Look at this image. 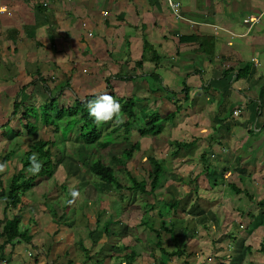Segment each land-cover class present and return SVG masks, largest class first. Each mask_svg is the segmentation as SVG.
Segmentation results:
<instances>
[{"label":"crops","instance_id":"crops-1","mask_svg":"<svg viewBox=\"0 0 264 264\" xmlns=\"http://www.w3.org/2000/svg\"><path fill=\"white\" fill-rule=\"evenodd\" d=\"M168 2L178 5L177 17L169 10ZM1 4L10 15L0 14V158L19 148L14 141L18 137L21 139L19 153L37 139L36 134L25 136L22 128L25 121L17 115L11 118L10 113L15 98L22 107L41 104L30 101L46 96L38 84V76L54 84L69 77V86L76 94L77 79H85L80 73H90L86 81L89 82L88 78L95 79L108 68L111 74L105 76L117 73L135 77L130 82L115 81V89L119 91L114 96L136 98L133 108L136 116L146 110L163 117L178 107L173 118L163 122L157 137H138L134 130L130 132V137L136 134L134 142L139 148L140 143L145 144L138 151L140 155L161 157L165 175L157 190L167 194V200L179 201L175 217L167 213L168 220L165 216L160 219L156 209L144 214L142 206L153 205V202L123 207L122 195L126 193L121 191L118 196H111L104 187L85 200L83 206L80 204V208H76L79 197H75L70 203L71 226L65 227L61 223L63 219L59 224L53 223L48 208L57 210V204H52L54 200L44 202L48 198L46 193L29 190L20 197L18 206L5 210L4 214L0 202V220L19 211L21 229L26 228L30 235L29 243L15 242L3 247L1 254L7 259L3 261L5 264H116L122 255L115 250L118 245L139 244L141 248L143 242L138 237L142 233L150 235L147 240L153 241L152 234L138 226L141 218L154 229L164 220L172 225L174 233L179 229L182 237L184 230H193V237L183 238L181 243L187 253L191 250L186 242L197 243L196 232H204L205 243L212 248V243L221 237L217 234L221 219L229 218L228 213H221L227 205H231L229 211H238L236 224L251 229L253 220L244 213L251 212L257 221L258 211L253 203L263 200L264 196V0H1ZM245 20H251L252 24L244 23ZM142 39L159 57L155 67L148 61L143 62L140 69L133 67L140 58ZM245 65L248 74L236 79V71ZM152 72L159 77V84L149 78ZM182 81L186 92L179 90ZM124 85L128 90L122 89ZM79 89L82 97L88 95L84 94L87 86ZM234 111L236 116L232 115ZM121 139L119 131L114 142L119 143ZM174 141L191 143L173 153L169 144ZM161 151L164 153L159 155ZM143 155L141 158H145ZM17 157L0 164L3 190L13 173L20 170ZM199 161L204 166L201 167ZM194 177L196 182L190 184L188 180ZM227 182L243 189L253 197L252 201L233 194ZM48 187L53 195L50 198H58L54 182H48ZM100 191L110 195L107 202H113L112 205L107 206ZM136 209L140 213L130 214ZM60 210V215L69 216V209ZM191 210H194L193 216L187 215ZM101 212L99 225L110 215L117 222L110 225L114 236L109 240L94 229L96 215ZM259 212L262 218L257 228L262 229L264 239V207ZM241 217L246 220L240 222ZM191 222L199 223L200 228H185ZM207 226L210 235L205 230ZM245 228L242 233L249 234V229ZM233 232L235 241H231L236 243L242 234L239 230ZM222 235L229 239L226 231ZM161 240L164 244L168 237L162 234ZM78 242L88 259L84 260V255L74 249ZM243 251L241 247V258ZM145 259L140 255L132 264H141L140 260ZM224 261L220 262L225 264Z\"/></svg>","mask_w":264,"mask_h":264},{"label":"trees","instance_id":"trees-1","mask_svg":"<svg viewBox=\"0 0 264 264\" xmlns=\"http://www.w3.org/2000/svg\"><path fill=\"white\" fill-rule=\"evenodd\" d=\"M158 60L159 57L153 47L149 45L146 40L142 39L140 58L138 61L134 62L133 67L139 68L145 61L152 63L155 67L159 62ZM248 72V67L245 65L241 70L236 71L235 78L238 79L240 77H245ZM148 76L150 79L156 80L159 84L160 79L156 74L152 72ZM37 78L42 92L46 94V98L40 105L37 107H22L21 103L18 102L16 98L11 103V118H14L17 115L19 119L25 121V124L22 127L24 129L25 136L32 137L38 128H42L45 131L50 132L52 136L61 132L64 133V137L65 135L68 137V135H75L74 131L77 129L78 131L74 139L82 145L83 152L81 153H83V156L81 159L82 162H78V159L75 160L81 167H83V169H85L88 173H91L102 184L108 185L114 192L125 191L126 195L129 197L135 194L155 195L159 183L164 181V178L161 179L162 173L164 172L161 157H159V159L154 158L153 156L145 157L148 166L145 173L143 175L132 174L131 170L127 169L126 164L130 161L132 154L139 151V145L137 142L131 144L128 141V136H130V132L132 130L137 133L138 137L157 136L161 132L162 123L157 125H154V123L159 120L162 122L171 120L175 111L178 110V107L174 106V112L168 113L163 117L159 116L157 113H150L146 111L141 113L139 112L138 116H136L133 109L137 101L136 98L130 95L123 99L115 98L110 85L111 79L117 82H130L131 79L135 78H130V76L126 74L121 76L120 74L115 73L111 76H105L102 79V84L104 85L103 89L106 94L103 96L100 94H88L81 98H77L73 93L68 83L69 77L64 78L61 83L57 84H54V81L50 79L39 78V76ZM47 82L51 84V88L47 86ZM64 89L68 90L73 95L72 100L69 103H66V105L59 99ZM162 89L165 90L166 88L162 87ZM179 90L181 92L187 91L183 81L181 82ZM166 91L171 94L174 93L170 90ZM149 92L151 94L153 93L152 91ZM110 105L114 106V108L106 116L102 117V110ZM38 109H40L39 113ZM110 115H117L118 118L123 116L124 119L122 121L118 120L117 124L108 128L107 131H101L99 129L100 125H105L108 122ZM133 124L135 125V129H132V127L134 128ZM119 131L122 139L119 143H115L114 138L118 135ZM190 143L191 142L184 143L174 141L169 144V147H173V153H177L180 149L189 146ZM90 146H94L96 150H103L105 152H107L111 147L118 151V155H114L113 153L111 154V152L108 153H110V160L120 167L122 179L124 180L123 184L120 182L118 175L114 174V169L109 166L102 165L100 161L90 160L93 152L88 151L86 152L87 155L84 154L83 149L87 150ZM53 147V140L36 139L23 149L21 153L22 158L19 161L20 170L13 173L10 177L6 190H3L0 186V202L3 204V214L5 210L14 209L18 206L20 204V197L27 191L34 188L37 183L52 177L55 167L61 159V154L58 153L55 155L53 161V154L50 151ZM90 148L93 149V147ZM163 153L164 152L161 151L159 155H162ZM11 154L12 152L10 151L0 158V164L9 159ZM24 170H30L33 172L30 173V175L25 176L23 175ZM188 182L190 184L195 183L196 177L189 179ZM83 185H85V183ZM226 186L233 194H241L248 201H252L253 197L245 193L243 189L237 188L234 184L229 182H227ZM178 203L179 201L174 198H170L169 200L156 199L153 205H143L142 207L144 214L148 211L156 209V215L161 219L163 216L167 215V213H169L171 217H175ZM253 205L258 211L255 216L259 218L257 221H254V215L251 212L244 213L246 218L250 221L253 220L250 230L261 225L262 213L259 211L264 207V196L263 200L255 201ZM63 207L65 211L69 209L70 216L72 212L70 202H67ZM48 209L54 221L53 223L59 224L62 215L56 217L55 212L50 208ZM193 211L194 210H191L186 214L193 216ZM100 214H102V212L96 215L94 229L99 230L103 236L109 240V237L114 236L111 234L110 223L113 225L117 222L115 221L114 216L110 215L105 222L99 225ZM21 217L22 216L18 211L10 218H6L4 216L0 220V239L2 240L0 243L1 262L4 260L7 261V259L1 254L5 245L13 244L15 242L25 244L29 243L30 235L28 234V230L26 228H20ZM63 225L65 227H70L71 220L68 225ZM138 226L145 227V229L152 234L153 248L156 249L161 256L166 258L167 261L173 260V262H176L177 264H188L186 259L190 253H187L186 246L177 240V236L175 235L171 224H167L164 220H162L158 228L154 229L151 225H146L145 221L142 222L141 218ZM247 227L245 228L246 230L249 229ZM90 233L91 232L88 231V235H90ZM193 233V230H184L183 238L185 240L190 239L193 237ZM162 234L168 237V243L172 246L171 250H166L162 246ZM228 238L234 240L231 232L228 234ZM74 247L75 250L84 255V260L88 259L86 255L87 252L81 247L79 242L74 244ZM110 247L114 249V245H111ZM243 249L246 252L249 251V247H244ZM115 250H118L122 254L116 264H132L134 259L141 255V253L129 251L128 246H122L121 251L119 250V247ZM126 250H128V252ZM256 252L264 256V241L258 244ZM146 255L147 259L151 260V264H166L161 259L158 261V259L154 258L153 252L146 253Z\"/></svg>","mask_w":264,"mask_h":264},{"label":"rangeland","instance_id":"rangeland-1","mask_svg":"<svg viewBox=\"0 0 264 264\" xmlns=\"http://www.w3.org/2000/svg\"><path fill=\"white\" fill-rule=\"evenodd\" d=\"M78 69H79V67L76 70L78 71ZM105 70H106L105 74H104V72H100V74H98L99 76H96L95 79L94 78H91V79L88 78L89 82H86L87 76L88 75L90 76L91 74L88 72L80 73V75L85 76L84 77L85 79H83V78L77 79L78 83L76 82V84H77L76 87L78 89L77 88H75V89L77 90L76 92H78V93L75 94L76 97L77 98L82 97V94H81L82 91H81V89H79L80 86H82V87L87 86L88 87L87 91L84 94L96 93L97 91H101L99 93L101 96L106 94V92H104V89H103L104 85L101 83H102L103 77L106 74H111V73H110V69L105 68ZM116 83L117 82H115L114 80H112V79L110 80V85L113 88L112 90H113V92H115L114 94L118 95L119 89L118 90L115 89ZM38 84H39V82H38ZM74 85H75V83H74ZM126 86L127 85H124L122 87V89L125 90ZM48 87L51 88V84H48ZM126 90H128V89H126ZM70 96H71V94L68 92V90L64 89L62 92V95L59 99L61 102L65 103V105H66V103H69L72 100V98ZM45 98H46V96L43 95L42 97H40L38 99V101H37V99L35 101L34 100H30V101H33V103H37V102L42 103ZM113 108H114V106L110 105V106H107L105 109H103L102 110V113H103L102 117L106 116V114L109 113ZM39 110L40 109H38V113H39ZM123 119L124 118L122 116V117H120L119 121H122ZM117 122H118L117 115L116 116L110 115L108 122L105 125H100L99 129L101 131L102 130L107 131L108 128H110L112 125L117 124ZM163 122H165V121H163ZM163 122L159 120V121L155 122L154 125H157L159 123L163 124ZM108 124H110V126H108ZM133 126H134V128L132 127V129H135L134 124H133ZM37 130H42V132L35 133L36 134L35 136L37 139L53 140L54 147L51 148V150H50L53 154V156H52L53 161H54L55 155L58 153L61 154V159L55 167V170H54L55 175L52 176V178H50L49 181H48V179L45 180L44 181L45 183L44 182L37 183L35 185V187L32 188L31 190H33L36 194L38 192L46 193V196H48V198L44 199L45 200L44 202H46V201L51 202V200H54V201H52V204H57L56 205L57 210L55 211V213L57 214L56 215L57 217L60 214H62V210H60V209H63L64 207H62V206L66 205L67 202L71 203V202L75 201V197H79V200L76 202V208H80V206H81L80 204H82V206H83L85 204L84 203L85 200H88V198H90V196H94L95 191L96 192L99 190L102 191V188H104V187H105V190H107L111 196H112V194H115L116 196H118V194H119L118 191H117L118 193H114L108 185L102 184L101 182H99L96 177H94L91 173H88L85 169H83V167L80 166L79 163L76 162L75 159H78V162H82L81 159L83 156V153H81V152H83L82 151V145L79 144L78 142H76L74 139L76 134H77V131H78L77 129L74 131L75 135H68V137L66 135L64 137L63 136L64 133H61V132L56 133L55 135L52 136V134L50 132L45 131L42 128L37 129ZM102 137H104V136H102ZM34 139H35V137H34ZM135 139H137L136 134L133 137H132V135H131V137L128 136V141L131 144L135 141ZM14 141H15L16 147H19V148H15V150H13L12 154L9 156V160H12V159H14L15 156H18L17 157V158H19L18 161H20V159L22 158L20 153L22 151H20V153H19V152H17V150L18 149L20 150L19 145L21 143V139L18 137V139L14 140ZM159 143H161V139L159 140ZM144 145H145L144 143H140L139 149L141 150ZM90 147H93V149H91ZM90 147L89 148L86 147L87 150L83 149L84 154L87 155L86 152H88V151L93 152L91 157H90V160L91 161L92 160L100 161L102 163V165L109 166L112 169H114L115 173L114 172L113 173L118 175L120 182L123 184L124 180L122 179V175H121L122 173L120 171V167H118L114 162H112L110 160V153H108V152H111V154L113 153L114 155H116V154L118 155V151L113 147H111L107 152H105L103 150L102 151L96 150L94 148V146H90ZM11 149H14V146ZM142 155L140 156V154L138 152H134L132 154L130 161L126 164L127 169L131 170V173L134 175H139V174L143 175L145 173L146 169L148 168L145 158H141ZM198 164L201 165V167L204 166V163L202 161L201 162L199 161ZM32 172L25 170L24 173H27V176H28ZM164 175H165V173L163 172L161 179L164 178ZM48 182H50V183L54 182V186L57 188L56 191L59 193L56 196L58 198H50L52 195L51 194L52 190L48 189V188H50V187H48ZM84 183H85V185H83ZM67 189L69 191H67ZM101 191L99 192V195L102 197V199H105V201L107 202V199H109L110 195L102 194ZM122 192H125V191H122ZM86 193H87V196H85ZM122 196H123L122 199L124 200V202L122 203L123 207L124 206L125 207H132V205H134V204H135V207H138V206H141V204H143L145 202L155 203L156 199H162V198L166 199V200L168 199L167 194L159 192L158 190L155 192V195H147V194L137 195V194H135V195H132L131 197H129L128 195L123 194ZM256 197L257 196H255V198ZM183 200H184V202H186L185 198H183ZM112 203L113 202L108 201L107 206H108V204L112 205ZM230 206L231 205H227L226 207H223L224 209H221V213H223L225 215L228 213L229 218L225 219V217H224V219H221L220 224L218 226L219 229L217 228V234H221L220 235L221 237L217 238V242L212 243L213 244L212 248L209 247L208 243H205L206 240H205L204 232H196L197 243H194L192 241L186 242L188 244V246L190 247L189 250H191L188 258L186 259L188 264H193L195 262H197V264H198L200 261L203 262L202 264H223L220 261H224V260H227L226 262L224 261L225 264H264V256L261 255L260 253L256 252V248L258 247V244L260 242H262V240L264 241V239L261 236L262 229L257 228L259 230L256 231V228H255V231H253V230H250V228H249V231H250L249 234L244 233L245 234L244 235L242 233L244 231V228L239 227V225L236 224L239 221V216L236 215L238 211H236V212L233 210L229 211L228 207H230ZM112 208H114L115 211L117 210L116 209L117 206H116V208L115 207H112ZM239 208H243V205H240ZM84 210H86V209H84ZM86 211H88V210H86ZM163 211H165V210H163ZM199 212H202V214L205 213V211L203 212L200 210H199ZM131 213L138 214V213H140V211L136 209L135 211L132 210V212H130V214ZM164 219L168 220L169 219L168 215H165ZM61 220H62L61 221L62 224L68 225L69 221L72 220V218L67 215L66 217L62 216ZM245 220H246L245 217L244 218L241 217L240 222H243ZM230 222H232L233 226H231ZM226 224L228 226H226ZM110 225H112V223H110ZM184 225H186V223H184ZM199 225H200L199 223L191 222L190 225L189 224L186 225L185 228H187V226H189V228L194 227V229H199L200 228ZM228 227H230V228L228 229ZM20 228H21V225H20ZM205 230L210 235L211 231H210V228L208 226L205 228ZM234 230L241 231L242 235H241L238 242L232 243L233 240L231 241V239H226L224 237L226 239L225 240L223 238L222 232L226 231V235L228 232L229 233L231 232L232 235L233 234L235 235V232H233ZM137 232H139V228H138ZM212 232H213V230H212ZM181 233L182 232L176 228L175 235L177 236V240H179L182 243V242H184L183 241L184 239H183ZM138 238H141L142 242H143V245L141 246V248H139V244H137V246H136V244L133 243L134 245H131V247H128L129 251H135L137 253L140 252L141 256L144 258H147L146 253L153 252V257L158 259V261L160 259L163 260L164 263L167 261V259L164 258L163 256H161L156 251V249L152 248L153 247L152 246V240H147V238H150V235L142 233V234H140V236ZM234 241H235V239H234ZM142 242L140 244H142ZM232 244H233V246H232ZM122 246H123L122 244L118 245L120 251H121ZM162 246L166 250H171V248H172L171 244L168 243V241L165 242L164 244H162ZM193 246H195V247H193ZM241 247L242 248L249 247L248 252L243 251L245 253V255L243 253L244 260L242 259L243 257L241 258V253H240ZM25 252L26 251L23 249V253H22L23 256L25 255ZM225 254L228 257L225 258V256H226ZM39 259L42 260L44 263H46V261L43 258L42 259L39 258ZM140 262H141V264H143V262H144V264H151V260H149V259H145V261L140 260ZM31 263H32V261H31ZM166 264H177V263L173 262V260H169L166 262Z\"/></svg>","mask_w":264,"mask_h":264},{"label":"built area","instance_id":"built-area-1","mask_svg":"<svg viewBox=\"0 0 264 264\" xmlns=\"http://www.w3.org/2000/svg\"><path fill=\"white\" fill-rule=\"evenodd\" d=\"M177 6L178 5L176 3H170V2H168L169 10L171 11V13L175 17L178 16L177 15ZM0 14L1 15H6V16H9L10 15V12L7 10V8L1 4V0H0ZM244 23L250 25V24H252V21L251 20H245ZM232 115L236 116L237 115V112L236 111L232 112ZM0 264H5V263L2 261V262H0Z\"/></svg>","mask_w":264,"mask_h":264}]
</instances>
